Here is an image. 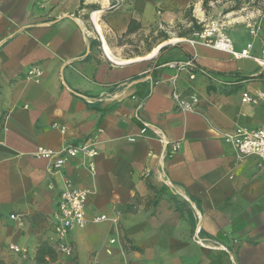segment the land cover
Masks as SVG:
<instances>
[{
    "label": "crops",
    "instance_id": "obj_1",
    "mask_svg": "<svg viewBox=\"0 0 264 264\" xmlns=\"http://www.w3.org/2000/svg\"><path fill=\"white\" fill-rule=\"evenodd\" d=\"M109 1L0 0V258L34 264L45 243L55 252L48 264H264V163L237 157L219 134L264 129V102H241L242 92L264 90V67L182 35L116 56L121 39H152L150 31L189 11L200 20L208 0ZM225 31L235 49L251 43V55L264 57V9L228 20ZM161 45L168 48L158 52ZM189 58L194 78L185 71L175 78L166 63ZM33 66L37 77L27 75ZM174 88L197 93L196 109H178ZM144 122L180 145L161 171L163 146L151 130L140 134ZM88 137L98 148L94 172L79 156L52 171L51 159L35 153ZM63 178L87 191L89 219L108 217L70 231L71 258L54 247ZM9 243L28 257L9 252Z\"/></svg>",
    "mask_w": 264,
    "mask_h": 264
},
{
    "label": "built area",
    "instance_id": "obj_2",
    "mask_svg": "<svg viewBox=\"0 0 264 264\" xmlns=\"http://www.w3.org/2000/svg\"><path fill=\"white\" fill-rule=\"evenodd\" d=\"M120 0H110L108 7L116 6ZM92 23H95V11L90 13ZM225 24L220 25L216 22H211L203 29L194 33L193 37L187 41L191 44L201 43L208 45L219 50L225 51L230 54L233 59L253 58L261 66L264 67V57H253L250 53L252 47L248 43L242 49H235L231 38L225 31ZM247 26L252 37H256L260 28L255 18L247 20ZM102 42V39H100ZM102 47H104L102 45ZM168 67L174 69L176 78L181 71H185L190 78H194L196 65L192 59L186 60H173L166 63ZM40 70L37 66L30 67L27 71L28 76L37 77ZM172 98L175 105L180 110H195L199 96L197 93L184 94L178 89L174 88L172 91ZM241 102L245 104H258L264 102V90L257 89L254 92L244 91L241 94ZM64 132L65 127H59ZM147 130H151L161 142L163 146L162 153L159 156V171L163 170L165 160L171 157L180 147L177 141H170L161 129L144 122L139 130L140 134H144ZM222 134L234 147L236 155L242 158L246 155H256L264 163V129L263 128H247L244 126H237L229 133ZM37 155L50 158V170L59 171L65 164L75 157L84 159L85 166L90 172L95 171V158L98 154V148L94 137H88L81 143L65 146L60 152H54L51 149L43 146H37ZM86 199L87 191L77 188L73 185L72 181L68 178H63L62 188L60 189L57 207L53 213V232H54V247L55 251L65 258H71L74 253V247L69 240V233L74 228L84 227L89 221L100 222L108 219L104 214L94 215L89 219L86 215ZM194 209L195 206H194ZM197 216L199 212L196 210ZM10 219L17 221L20 225L23 224L24 219L22 215L11 213ZM196 240L199 241L196 235ZM111 242L114 239L110 240ZM7 250L15 253L20 257H28L29 251L26 247L18 244L9 243L6 246Z\"/></svg>",
    "mask_w": 264,
    "mask_h": 264
},
{
    "label": "rangeland",
    "instance_id": "obj_3",
    "mask_svg": "<svg viewBox=\"0 0 264 264\" xmlns=\"http://www.w3.org/2000/svg\"><path fill=\"white\" fill-rule=\"evenodd\" d=\"M264 9V0H208L205 5H203L202 10L204 15L198 20L195 17L193 11L185 13L179 20H175L172 23L162 22L157 30L152 33V39H121L117 42L116 56H135V54H141L148 50L150 52L154 46L160 43L169 44V39H163L164 35L167 37L174 36H186L193 37L194 33L203 29L206 25H210L211 22H216L219 25L226 22L232 18L244 16L252 11H258ZM194 15V16H192ZM199 17V16H198ZM253 18V17H252ZM250 19V18H248ZM246 19V22L247 20ZM200 26L198 30L197 26ZM160 38V39H158ZM176 41H182L178 39ZM110 56L117 62L124 61V58L116 57L108 49ZM158 55V52L157 54ZM247 68H254L253 63H249ZM58 264L66 263V260L59 258Z\"/></svg>",
    "mask_w": 264,
    "mask_h": 264
},
{
    "label": "trees",
    "instance_id": "obj_4",
    "mask_svg": "<svg viewBox=\"0 0 264 264\" xmlns=\"http://www.w3.org/2000/svg\"><path fill=\"white\" fill-rule=\"evenodd\" d=\"M198 30L200 29V26H197ZM201 30V29H200ZM168 37L166 35H164L163 39H167ZM168 48V46H161L159 48L158 52H162L164 49ZM246 78H249V76H247ZM54 250L47 244H42L36 255H35V263L34 264H48V259H46V256H48V258H54ZM0 264H7L5 263L1 258H0ZM63 264H76L72 261H67L66 263Z\"/></svg>",
    "mask_w": 264,
    "mask_h": 264
},
{
    "label": "bare ground",
    "instance_id": "obj_5",
    "mask_svg": "<svg viewBox=\"0 0 264 264\" xmlns=\"http://www.w3.org/2000/svg\"><path fill=\"white\" fill-rule=\"evenodd\" d=\"M95 15H96V13H95Z\"/></svg>",
    "mask_w": 264,
    "mask_h": 264
},
{
    "label": "water",
    "instance_id": "obj_6",
    "mask_svg": "<svg viewBox=\"0 0 264 264\" xmlns=\"http://www.w3.org/2000/svg\"><path fill=\"white\" fill-rule=\"evenodd\" d=\"M162 46V45H161Z\"/></svg>",
    "mask_w": 264,
    "mask_h": 264
}]
</instances>
